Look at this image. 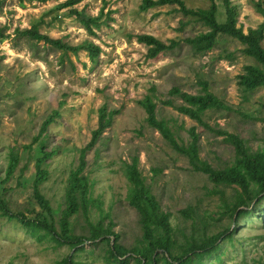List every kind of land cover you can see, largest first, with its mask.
<instances>
[{"label": "rangeland", "instance_id": "rangeland-1", "mask_svg": "<svg viewBox=\"0 0 264 264\" xmlns=\"http://www.w3.org/2000/svg\"><path fill=\"white\" fill-rule=\"evenodd\" d=\"M0 1V195L13 212L35 216L42 211L33 198L39 145L33 140L51 117L40 137L46 141L44 150L53 149L54 154L42 164L48 174L40 190L51 205V214L42 211L43 217L59 227L69 174L79 166L82 150L97 128L98 109L106 105L117 113L86 149L81 171L91 182L89 220L95 223L102 217L105 224L112 221L118 243L126 248L139 244L142 229L139 215L129 203L131 184L126 176V164L136 156L145 184L161 208L171 214L178 241L229 228L231 236L222 235L219 248L204 255L203 261L264 264V194L248 207L247 216H231L225 203H232L237 186L216 185L206 174L193 170L187 157L147 124L145 110L138 103L145 94H152L154 86L157 115L168 121L177 140L187 143V130L194 125L200 158L216 169L232 166L233 145L178 111L181 100L169 94L173 86L201 93L200 82L204 81L230 109L206 110L203 121L213 129L237 134L252 151H264V86L246 91L238 83L245 65L260 63L242 52L241 42L221 34L210 50L195 52L184 38L207 27L184 15L177 3L142 10V0H78L65 7L61 4L66 0ZM254 1L258 0H231L237 5V25L245 32L262 21ZM214 2L216 19L224 22L222 0ZM184 4L207 8L211 0H184ZM70 8L99 16V25L89 31L80 17L69 13ZM30 27L71 45L94 43L100 52L92 61L83 49L63 51L19 33ZM141 33L179 44L149 58L147 47L136 38ZM167 99L171 104L164 102ZM11 148L18 151L19 163L12 177L2 183ZM186 208L193 211L190 218L182 215ZM70 222L73 233L89 234L80 209L70 216ZM110 240L115 241L113 236ZM107 249L106 242L99 239L96 244L85 240L76 247L49 239L38 241L18 220L0 218V264H56L64 257H71L73 264H117L106 262ZM129 264L135 261L130 259Z\"/></svg>", "mask_w": 264, "mask_h": 264}, {"label": "trees", "instance_id": "trees-1", "mask_svg": "<svg viewBox=\"0 0 264 264\" xmlns=\"http://www.w3.org/2000/svg\"><path fill=\"white\" fill-rule=\"evenodd\" d=\"M20 4L25 1L18 0ZM47 1V0H38ZM78 0H66L61 7L68 6ZM1 2V1H0ZM177 3L179 10L184 15L193 16L204 24L206 31L200 32L192 37L184 38V41L195 51L205 52L210 50L216 42V38L221 34L229 35L244 47L242 52L254 58L260 65H245L243 72L238 75V83L243 90L250 91L257 87L264 86V48L262 40L264 38V0L254 1V9L262 16V21L256 27H249L245 32L238 22L237 5L231 0H222L225 8L226 18L224 22H218L216 19L217 5L214 0L207 8H188L184 4V0H142L140 9L145 10L155 5H164ZM69 13L80 17L84 25L92 32V26L99 25V16H91L77 8H70ZM28 38L36 41H44L51 46L63 51L77 52L81 49L87 51L89 58L96 61L100 48L91 42H83L78 45H71L61 39H54L50 36L40 33L34 27H30L19 31ZM136 38L139 42L147 47V56L154 58L158 54L171 50L179 44V41L171 39L168 43L162 41L152 34H137ZM201 93H187L180 90L179 87L173 86L169 90V94L181 100V104L176 108L181 113L187 115L191 119L196 120L204 127L223 135L224 140L231 143L235 149V163L232 166H226L222 169H216L206 160L199 156V134L196 126L188 128L189 140L187 143H181L177 140L174 131L164 118H159L156 112L157 105L154 101V86L150 88L152 94H145L138 100L139 105L145 110L146 122L153 127L167 143L177 152L184 154L190 167L198 172L207 175L208 179L216 185H235L236 193L232 203H225L226 210L231 216L236 214V218L247 216L251 208H248L254 200L259 201L260 194H264V151H252L246 145L245 140L237 134L221 129H213L208 123L202 119V113L206 110H229V105L224 103L217 95L208 90V84L204 81ZM166 104H171L169 99L164 100ZM117 110H108L106 105H102L98 109V125L92 132V138L87 146L82 150L80 155V164L69 174L67 186L65 188V207L62 209L59 227H55L53 222L43 217V212L51 214L50 201L42 194L40 185L47 179L48 171L42 167L47 157L54 154V150L45 151V139L41 138L45 126L51 121V117L44 122L40 134L34 137L33 141H38V157L35 162V178L33 180V198L42 208V211L35 216H26L23 212H13L5 198L0 195V218L5 217L8 220L16 219L21 226L38 241L44 239L53 240L57 245L68 244L76 247L85 240L106 242L108 245V255L106 262H117V264H129L130 259L135 264H206L203 261L204 255L216 251L219 248L218 241L224 235L231 236L232 232L229 228L224 229L218 234L185 237L184 241H178L175 238L174 228L170 221V213L164 211L158 199L152 194L148 186L144 182V178L137 166L138 159L136 156L132 158L130 163L126 164V176L131 184L128 199L129 203L135 208L139 215V223L141 224L142 235L139 244L126 248L118 243L119 234L112 230L113 222L104 223L102 217L93 223L88 218L89 204L92 199L90 197L91 182L86 175H81V171L85 166L84 155L86 149L90 148L100 137L101 133L112 124L113 118ZM31 148V146H28ZM19 163V154L14 148L9 152L8 163L5 168L2 183L8 181L15 173ZM216 193L222 195L221 190ZM258 197V198H257ZM84 214L89 225V234L73 233L71 228L70 216L79 211ZM182 215L190 218L193 211L188 208L181 210ZM223 235V236H222ZM110 236L114 237V243H111ZM56 264H73L71 257H64Z\"/></svg>", "mask_w": 264, "mask_h": 264}]
</instances>
